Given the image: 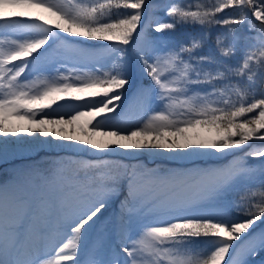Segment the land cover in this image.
<instances>
[{
	"label": "snow or ice",
	"instance_id": "snow-or-ice-1",
	"mask_svg": "<svg viewBox=\"0 0 264 264\" xmlns=\"http://www.w3.org/2000/svg\"><path fill=\"white\" fill-rule=\"evenodd\" d=\"M147 6V0H0V160L8 146L96 150L100 160L121 151L183 160L235 154L249 141H264V87L257 88L264 83V0H220L204 10L199 0H170L168 19L151 33L141 29ZM229 8L241 15L217 17ZM248 12L260 31L244 39L257 43L230 63L242 38L227 26L247 22L255 29ZM184 25H198L201 34L175 40ZM215 25L227 29L216 36L217 54L197 55ZM129 89L124 111L107 115L121 108ZM154 102L160 107L153 109ZM135 113L140 118L133 121ZM86 116L78 136L76 122ZM199 130L216 135L202 139ZM245 156L264 158V146ZM100 160L83 163L58 191L60 165L21 171L0 184V264H250L264 251V232H254L264 222V198L253 202L246 188L232 211L224 203L239 182L264 177V163L188 172L137 168L125 171L122 189ZM121 191L118 223L100 230L99 214ZM112 229L119 251L96 259ZM93 231L94 255L81 259Z\"/></svg>",
	"mask_w": 264,
	"mask_h": 264
},
{
	"label": "rangeland",
	"instance_id": "rangeland-1",
	"mask_svg": "<svg viewBox=\"0 0 264 264\" xmlns=\"http://www.w3.org/2000/svg\"><path fill=\"white\" fill-rule=\"evenodd\" d=\"M152 0H147V2H150ZM57 3H65L66 0H56ZM170 2V0H157L155 3L149 6V9L147 10L150 13L149 20L146 22H141V29L151 33L153 31V28L155 27V24L157 21H165L168 19L167 14L165 12V6ZM173 2H184V3H192L195 5L196 0H173ZM220 0H199V3L201 5V10H204L205 7L211 8L214 4L219 3ZM195 10V8L193 9ZM113 11H117L116 9H113ZM248 11V10H245ZM241 15V11L238 8H229L226 9L222 13H218V18H223L225 16L229 17H239ZM248 19L252 20L254 24H256V28L253 30H249V26L247 22L240 25H228V28H234L236 31V35L240 36L242 39L240 40L239 45L237 46V56L233 58L230 63H235L236 59H238L243 51L245 49H248L252 47L254 44L257 43L255 40L251 39H244L245 37H255L258 35L260 31V22L255 20V17L251 15L250 12H248ZM227 29L224 27H220L219 25H215L211 29V33L209 38L205 41L202 49L197 51V55H204V56H214L217 54L216 50V36L218 33H224ZM201 34V29L198 25L192 26V25H184V26H178L175 33H173V37L175 40H184L186 42V38L188 35H197L199 36ZM156 35H160L159 33H156ZM231 39V35H229V40ZM185 56L187 54L185 53ZM136 84L139 83V81L135 82ZM135 87V84L134 86ZM264 87V83H261L258 81L257 88ZM133 89H129L128 92L125 93V99L120 102L121 108L117 109L115 114L123 112L124 106L128 104L127 97L130 96L131 91ZM258 95V93H257ZM153 109H156L160 107L158 103H153L152 105ZM256 112V113H255ZM258 114V110L254 111L251 114H246L249 118H251L254 115ZM243 119V118H241ZM202 133L205 134H212L216 135L215 132H207L203 130H199ZM262 144V145H261ZM261 144H258L256 146H253L252 148H246L241 150L238 156L241 157L240 161H246L248 165L259 167L261 163H264V158H255L252 156H245V153L249 150H256L261 146H264V141H262ZM7 148L12 149L10 146ZM45 148H39L32 150L30 155V158H23L18 160L17 162H14L12 164H0V184H11L13 182V178L16 176L17 173L25 170L30 169H39L42 172H48L52 169L54 165H60L63 169L59 177L57 178V189H59L60 185H64L66 181L70 177H74L75 174L81 170V166L83 163H87L89 161H97L100 160L101 154L95 155V157H91L90 155H87V153L83 152L80 149H60V148H54V147H48L49 152H42ZM40 150L36 154V151ZM32 156V157H31ZM20 163L24 166L21 167ZM100 163L107 164L109 167L105 169L106 172H110L112 175H116L120 178V187L123 189L125 186L126 180L124 179L125 171H131L133 169L141 168V166H137V162H130L128 157H121L117 154H108L103 157L102 160H100ZM21 168H20V167ZM90 171V170H87ZM83 175V173H81ZM264 179V177L255 178L252 182H245L241 181L239 182L235 189L231 192V194L228 196L227 200L224 201L225 204L229 207V211H232L231 209V203L233 201L238 200L241 195L245 192L246 188H251L253 191L249 193V197L252 199L253 202H259L262 198H264V189L260 188L261 180ZM123 184V185H122ZM117 198V199H115ZM115 198H112L109 200L108 206L102 210V213L99 214V219L97 221L100 230L103 229L104 225H109L110 227L112 225H115L116 220H119L120 210L121 206L120 203L118 204L116 201L118 200V196ZM232 215H236L235 212H232ZM239 219H244L243 216H237ZM261 222H257V224H260ZM255 225V226H256ZM115 230L112 229L110 233L106 234L107 236V244L106 247L103 248L104 251L112 252L113 247L117 245V239L115 238ZM90 235L93 236L94 241L96 240V231H93ZM203 242L204 240H210L211 238H200ZM66 239H62L60 243H63V241ZM250 264H264V251H258L257 253L253 254L250 258Z\"/></svg>",
	"mask_w": 264,
	"mask_h": 264
},
{
	"label": "bare ground",
	"instance_id": "bare-ground-1",
	"mask_svg": "<svg viewBox=\"0 0 264 264\" xmlns=\"http://www.w3.org/2000/svg\"><path fill=\"white\" fill-rule=\"evenodd\" d=\"M156 1L157 0H152L150 2H147L148 6L144 10V16L142 18L143 23L149 20L150 13L147 10L149 9V6L152 5L153 3H155ZM45 15H47V14H45ZM49 19L55 20L54 17H49ZM61 103H63V102H61ZM114 114L115 113H109L107 115L115 116ZM139 118H140L139 113H135L131 116V119L133 121H135ZM88 119H89V117L86 116V117H83L80 121L76 122V128H77V131L75 132L76 135H78V136L80 135L79 127L81 125L85 124ZM97 119H100V117H97ZM95 122L96 121H93V123H95ZM61 126L67 127L64 125H61ZM45 127L51 128L53 126L46 125ZM88 127L90 128L91 126L89 125ZM262 131H264V130H262ZM20 135L24 136L25 134L20 133ZM189 135H192V133H189ZM199 135L202 139H211V138L215 137L214 135H212L210 133L205 134V133H202L201 131H199ZM0 139H4V137L0 136ZM11 139H15V137H11ZM41 139H43V137H41ZM96 139H101V137H96ZM193 142L196 143L197 141L194 140ZM261 143H262V141L254 139L252 141H249L247 143V145L242 146L241 150L246 149V148H252L253 146H256V145L261 144ZM80 150H82V149H80ZM241 150L235 151V154L226 151L223 155H219V154L204 155L202 157H194L192 159H183V160H173V159H171V157L167 156V154L161 155V156H152L146 152L138 153L135 158H129L123 151H121L119 153H115V154H117L118 156H121V157H128L130 162H133V163L137 162L136 165L141 166V168L157 169V170H162V171L167 170V171H176V172H188V171H193L196 169H218V168L225 167L229 164H232L236 161H240L241 157L238 155L241 152ZM7 151H8V155L3 160H0V164H6V165L9 163L12 164L14 162H17L20 159H23V158H30V155L33 154V153H31L32 150L31 151H18V150L13 151L12 149L7 148ZM49 151H50L49 148L47 146H45V148L43 149L42 152H49ZM38 152H40V150L36 151V154ZM83 152H85V151H83ZM208 152H213V150L209 149ZM85 153H87V155H90L91 157L92 156L95 157V155L100 154L96 150H90V151H87ZM20 166L23 167L24 165L20 163ZM125 185H126V183H125ZM123 188H125V186ZM124 194H125L124 191H121L120 194L118 195V200L116 201L118 204L120 203L121 200L124 199ZM171 194L172 193H164L163 195H171ZM115 199H117V198H115ZM120 206L122 207L121 204H120ZM237 219H239V218L237 217ZM116 223H118V220H116L115 224ZM254 232L256 234L264 232V222L257 224L254 228ZM114 235H116L115 238L117 239V244H119L120 241H119V237H118L117 232H115ZM211 239H213V238H211ZM65 242H67V240L63 241V243H65ZM94 242L95 241L93 239V236L90 235V237L87 241V249L81 250V253H80L81 259H88L90 256L94 255V252H93ZM113 248H114L113 251L108 252V253L102 249L98 255H95V258L96 259H110L113 254H115L116 252L119 251V249L116 247V245ZM47 258L54 259L55 258L54 253L50 252V254Z\"/></svg>",
	"mask_w": 264,
	"mask_h": 264
}]
</instances>
